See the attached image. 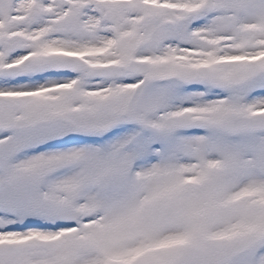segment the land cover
I'll return each instance as SVG.
<instances>
[{"label": "snow or ice", "instance_id": "1", "mask_svg": "<svg viewBox=\"0 0 264 264\" xmlns=\"http://www.w3.org/2000/svg\"><path fill=\"white\" fill-rule=\"evenodd\" d=\"M0 264H264V0H0Z\"/></svg>", "mask_w": 264, "mask_h": 264}]
</instances>
